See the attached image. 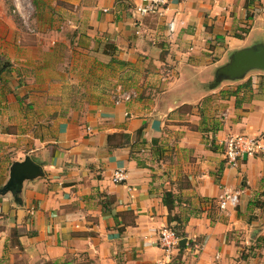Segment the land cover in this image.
<instances>
[{
    "label": "crops",
    "instance_id": "crops-1",
    "mask_svg": "<svg viewBox=\"0 0 264 264\" xmlns=\"http://www.w3.org/2000/svg\"><path fill=\"white\" fill-rule=\"evenodd\" d=\"M64 1L77 17L73 35L112 46L119 60L146 62L149 83L164 89L155 102L73 100L87 111L55 119L52 136L33 138L25 154L43 176L24 181L18 203L0 194V264H264V149L235 165L223 154L229 135L261 136L264 148V71L205 88L233 50L264 40V0H166L146 16L134 12L138 0ZM172 59L189 63L168 70ZM249 77V89L231 94ZM208 96L205 118L199 104ZM203 117L207 128L219 126L208 138ZM112 133L128 134L129 144L109 145ZM140 142L146 148L134 147ZM157 142L177 150L167 165L156 163L167 152ZM117 168L126 173L121 183L112 181ZM7 178L0 173V187ZM166 190L181 198L172 214L189 215L186 241L170 258L158 244L168 227ZM224 191L238 192L236 206L218 207Z\"/></svg>",
    "mask_w": 264,
    "mask_h": 264
},
{
    "label": "rangeland",
    "instance_id": "rangeland-1",
    "mask_svg": "<svg viewBox=\"0 0 264 264\" xmlns=\"http://www.w3.org/2000/svg\"><path fill=\"white\" fill-rule=\"evenodd\" d=\"M76 19L73 5L64 0H0V173L7 172L16 154L25 155L36 147L35 136H52L55 119L72 111H87L71 104L73 100L128 102L143 96L155 102L164 89L162 84L149 83L146 62L119 60L112 56V46L103 49L102 43L91 42L90 37L73 35ZM148 19L157 23L159 17ZM180 62L185 65L189 60L172 59L164 62L165 68L177 69ZM212 79L213 75L206 84ZM209 98L199 104L205 118L210 116ZM190 108L177 110L185 114ZM161 143L155 147L167 152H160L156 163L162 160L167 165L177 150L172 145L164 148ZM144 144L134 147L146 148ZM248 245L253 246L239 243L241 250Z\"/></svg>",
    "mask_w": 264,
    "mask_h": 264
},
{
    "label": "water",
    "instance_id": "water-1",
    "mask_svg": "<svg viewBox=\"0 0 264 264\" xmlns=\"http://www.w3.org/2000/svg\"><path fill=\"white\" fill-rule=\"evenodd\" d=\"M255 70L264 71V40L233 50L227 60L215 68L213 79L205 85V88L214 89L225 81L244 80L249 72ZM40 176H43L40 165L25 154L22 159L11 162L8 178L0 187V194L10 192L14 202L18 203V195L24 181ZM185 241V238H181L179 244L183 245Z\"/></svg>",
    "mask_w": 264,
    "mask_h": 264
},
{
    "label": "built area",
    "instance_id": "built-area-1",
    "mask_svg": "<svg viewBox=\"0 0 264 264\" xmlns=\"http://www.w3.org/2000/svg\"><path fill=\"white\" fill-rule=\"evenodd\" d=\"M166 0H138L134 3L133 10L139 16H146L155 13ZM125 97V96H123ZM126 99L129 98L127 95ZM118 102V101H117ZM261 136L247 134L229 135L223 141V154L226 162L235 165L242 158L254 156L263 151ZM264 164V156H263ZM126 173L123 168H117L112 174L114 183H121L125 180ZM239 200L238 192L224 191L219 195L218 207L226 209L227 206H236ZM180 238L169 227H162L158 235L159 247L164 251L165 256L170 258L174 251L178 249Z\"/></svg>",
    "mask_w": 264,
    "mask_h": 264
},
{
    "label": "trees",
    "instance_id": "trees-1",
    "mask_svg": "<svg viewBox=\"0 0 264 264\" xmlns=\"http://www.w3.org/2000/svg\"><path fill=\"white\" fill-rule=\"evenodd\" d=\"M251 80L252 78H248L246 81H244L243 83L239 84V86L236 87V89L234 91H231V94L236 95L237 93H239L240 91H244L249 89L250 85H251ZM202 109V108H201ZM201 131L204 133H207V138H208V132L212 131L213 133L216 132L219 129L218 124H215L214 126L211 125V127H206V123L204 121V117H203V121L201 122ZM137 135L140 134V130H138L136 132ZM122 136V140L120 139L119 141H117V137L118 136ZM107 143L109 145H113V146H121L123 144H129V138H128V134H120V133H112L109 134L107 136ZM208 143V147L209 149H215L213 147V138L209 141H207ZM132 147V145H131ZM155 147V146H154ZM155 148H159V147H155ZM181 198H179L177 195H175L172 191L170 190H166L163 193L162 196V201L164 203V205L167 207L168 209V214H167V222H168V227L175 232V234L181 239L183 237H185V232H184V226L189 218V215H178V214H172V211L174 210L175 206L177 205L176 202L180 201ZM179 248H182V246H178ZM245 257V253H241V258Z\"/></svg>",
    "mask_w": 264,
    "mask_h": 264
}]
</instances>
